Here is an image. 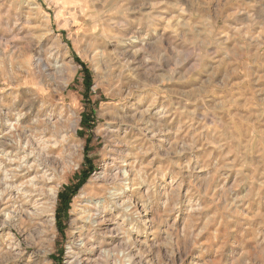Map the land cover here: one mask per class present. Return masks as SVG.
<instances>
[{
    "label": "rangeland",
    "instance_id": "1",
    "mask_svg": "<svg viewBox=\"0 0 264 264\" xmlns=\"http://www.w3.org/2000/svg\"><path fill=\"white\" fill-rule=\"evenodd\" d=\"M18 134L0 264H264V0H0Z\"/></svg>",
    "mask_w": 264,
    "mask_h": 264
},
{
    "label": "trees",
    "instance_id": "2",
    "mask_svg": "<svg viewBox=\"0 0 264 264\" xmlns=\"http://www.w3.org/2000/svg\"><path fill=\"white\" fill-rule=\"evenodd\" d=\"M82 72L84 73V85L86 86V89L90 86V72L85 67L82 66ZM86 118L84 116L85 121ZM87 149V148H86ZM85 162L90 164V160L85 158ZM93 170V167L89 165L86 169L81 172L79 177L77 178V181L75 184H71L69 186H65L59 193H58V208H57V218L60 220L61 218L67 217V211L69 209V203L71 196L77 191V189L82 185V183L86 180L89 173ZM59 227L61 228V223H59Z\"/></svg>",
    "mask_w": 264,
    "mask_h": 264
},
{
    "label": "bare ground",
    "instance_id": "3",
    "mask_svg": "<svg viewBox=\"0 0 264 264\" xmlns=\"http://www.w3.org/2000/svg\"><path fill=\"white\" fill-rule=\"evenodd\" d=\"M31 123V122H30ZM32 123H33V121H32ZM33 125L35 126V125H40V121L38 120V122H36L35 121V123H33ZM33 125H30L31 127H34ZM47 129V128H46ZM22 138V136H21V134H18V139H17V142L16 143H14V142H5V140H3V139H0V153H2L3 154V152H4V150H5V148H10V149H16V148H18V144H20V142H19V140ZM26 145V143L24 144V146L22 147V148H24V147H26L25 146ZM54 145V144H53ZM20 147H21V145H20ZM13 156V155H12ZM0 157H2V156H0ZM123 176L124 177H127V174H126V171L125 172H123ZM112 198L113 199H116L117 200V198H119V195H118V193H113L112 194ZM103 200V199H102ZM110 200V199H109ZM115 200V201H116ZM101 203V202H100ZM119 203V202H118ZM116 204V203H115ZM97 206V205H96ZM119 206H121V203H120V205ZM118 206V207H119ZM119 209V208H118ZM121 209V208H120ZM133 208H132V206H129V205H125V207L123 208V210L122 211H124V213H126V214H129V212L132 210ZM98 211V210H97ZM121 211V212H122ZM120 214V213H119ZM94 215V214H93ZM89 216V215H88ZM87 218V217H86ZM99 218V217H98ZM102 219V218H101ZM99 220V219H98ZM96 218H94L91 222H92V224H95L96 226L97 225H99L100 224V222L98 221ZM102 226V225H101ZM87 227H88V225H87ZM126 231V230H125ZM115 233V232H114ZM112 236V235H111ZM90 238H91V236H90ZM127 240V239H126ZM110 242V241H109ZM92 243V242H91ZM90 243V244H91ZM88 245H89V242H88ZM94 245H96V244H94ZM97 248V247H96ZM101 250V249H100ZM121 252V251H120ZM131 252H133V251H131ZM98 253V252H97ZM101 256V255H100ZM103 257V256H102ZM125 258H126V261L127 262H129V264H135V258L131 255V253H126L125 254Z\"/></svg>",
    "mask_w": 264,
    "mask_h": 264
}]
</instances>
